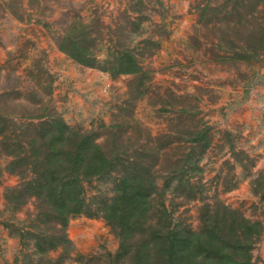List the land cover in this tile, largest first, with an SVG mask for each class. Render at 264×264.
Masks as SVG:
<instances>
[{
  "label": "rangeland",
  "instance_id": "obj_1",
  "mask_svg": "<svg viewBox=\"0 0 264 264\" xmlns=\"http://www.w3.org/2000/svg\"><path fill=\"white\" fill-rule=\"evenodd\" d=\"M126 52L139 70L114 72ZM60 124L114 164L66 222L29 193ZM128 172L153 205L125 238L104 208ZM224 220L238 264H264V0H0V264H141L156 230Z\"/></svg>",
  "mask_w": 264,
  "mask_h": 264
},
{
  "label": "trees",
  "instance_id": "obj_2",
  "mask_svg": "<svg viewBox=\"0 0 264 264\" xmlns=\"http://www.w3.org/2000/svg\"><path fill=\"white\" fill-rule=\"evenodd\" d=\"M71 47L70 54L81 57L83 63L90 64L84 58L86 53L81 51L77 40L73 39ZM84 50L87 51L86 48ZM119 60L114 72L131 73L139 70L131 53L126 52ZM62 127L60 124L58 132H48L50 151L46 165L35 183L29 186V193L44 197L66 222L70 214L94 213L86 207L88 204L83 197L80 175L83 173L85 178L100 177L108 174L114 164L89 136L74 140L75 147L72 151L62 149L60 146L65 141ZM151 187L139 172H128L118 180L115 194L104 208V217L123 227V231H126L125 238L146 222L153 205ZM246 221L249 235L259 233L255 223ZM236 222L235 219L232 220L229 228L235 231ZM225 226L228 224L224 220L221 224H207L200 232L188 234L174 227H168L163 233L158 229L152 243L146 240L140 246L137 252L138 262L145 264L150 256L156 254L166 257L163 264H238L236 248L219 237Z\"/></svg>",
  "mask_w": 264,
  "mask_h": 264
}]
</instances>
